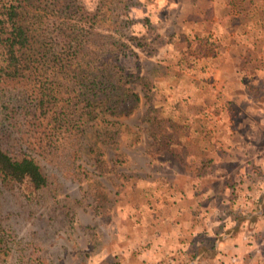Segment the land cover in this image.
<instances>
[{"label": "rangeland", "instance_id": "1", "mask_svg": "<svg viewBox=\"0 0 264 264\" xmlns=\"http://www.w3.org/2000/svg\"><path fill=\"white\" fill-rule=\"evenodd\" d=\"M241 1L238 9L245 11L246 19L240 21L227 17L231 10L226 0H74L80 8L77 14L65 10L60 2H50L40 18L42 26L66 23L70 16L72 22L88 28L85 60L91 67L97 65L96 69L97 57L101 63L113 53L112 49L119 52L118 64L137 77L124 88H130L139 99H129L124 103L125 111L114 115L94 110L101 119L115 122L106 136L101 128L74 123L80 114L75 110L76 102L88 94V88L76 84L72 76L67 78L65 72H56V86L61 91L58 96L72 97L56 105L67 106L73 124L57 130L51 141H42L39 146L33 145L35 135L24 126L27 119L21 105L27 108L29 86L0 84V147L16 157L27 153L46 177V185L31 198L15 183L0 178V264H203L187 252L193 251L188 242L201 238L210 244V239L199 232L182 230L178 234L176 219L182 209L178 208L181 200L190 204L198 197L195 190L201 183L220 193L230 191L229 200L224 198L218 203L221 207L230 202L216 217L219 221H243L248 216L244 214L249 213L245 207L249 199H238L233 194L241 184L243 171L260 177V165L233 149L232 162L223 171L229 173L224 180L201 179L202 174L209 176L218 165L202 164L212 155V148L197 147L194 118L186 115L195 111V102L186 100H194L193 76L205 66L204 61L197 64L202 58L200 41L209 44L214 38L210 21L202 24L191 20L195 4L207 17L219 15L215 29L221 35L215 39L220 45L218 52L213 51L216 59L208 62L214 61L221 70L231 65L240 67L234 71L241 74L242 63L257 60L260 55L255 45L264 41L259 35L264 34V0ZM81 14L94 16L95 20L86 22ZM233 27L247 34L235 38L237 45L228 51L224 47L227 30ZM250 30L260 31L250 37L254 48L248 47ZM207 66L206 71L201 70L203 77L210 71ZM141 76L146 77L145 86ZM208 79L217 88L212 74ZM211 94L208 91V103ZM86 102L80 101L79 108L86 107ZM237 107L243 108L241 104ZM205 125L208 127L209 121ZM261 153L259 150V155H264L263 150ZM99 160L104 161L103 166ZM255 231H245L249 256L250 252H261L256 248L259 240H255H264ZM230 257L228 264H244L236 254ZM261 261L248 259L245 264H264Z\"/></svg>", "mask_w": 264, "mask_h": 264}, {"label": "crops", "instance_id": "2", "mask_svg": "<svg viewBox=\"0 0 264 264\" xmlns=\"http://www.w3.org/2000/svg\"><path fill=\"white\" fill-rule=\"evenodd\" d=\"M235 3L236 0H226V5L231 10V13L228 11L227 17H237L239 21L245 20V11L240 10L241 8L238 9L239 5L242 6V1L240 0L237 5ZM236 7L237 9H235ZM193 13L191 20L194 22H201L203 24L205 20L210 21L211 37H214L213 39L211 38L209 44L201 43L202 58L197 63L199 64L204 61L205 66L210 64L207 66V69L211 72H206L208 75L203 77L202 75L205 74L201 70L206 71L205 66L196 72V76H193L195 80L192 81L195 89V94L193 95L194 100L185 97L188 103L191 104V101L193 103L195 102L194 113H186L188 117L194 118L193 132L195 144H197L199 149L212 148V155L209 158L205 157L206 160L202 164H210L211 166L218 165L217 169L213 168L210 170L209 176L202 174L201 179L213 177L212 181H215V179L224 180L229 173L223 171H225L226 164L230 163V161L232 162L233 157H230V152L233 149L240 150L242 153L240 155L243 156L242 158L248 157L249 161L251 160L253 164L260 165L262 172H260V177H256L248 170H242L244 176L241 177V184L236 188V192L233 195L238 197V199H249L246 202L248 206H245L249 209V213L245 212L244 215L248 216L243 221H241V218L236 221H233V218H229L226 221H219V218L216 217L223 213L222 208L225 205L229 206L230 202H223L225 205L221 204V207H219L218 203H222V199L224 198L229 200L230 191L227 189L220 193L215 191L213 187L201 183L202 186L199 190H195V194L198 192V197L193 198L190 204L189 201L183 199L178 206V208L182 206V209L177 212L176 219L179 222L177 225V228H179L177 229V233L180 234L182 230L185 233L187 231L188 233L192 232L194 234L199 232L204 238L210 239V244L201 238L189 239L188 243L192 246L190 249H193L194 252H189V250L187 252L194 254L193 260L197 262L213 264L212 262L220 259L223 261V264H228L227 261H229V258L227 257L234 254L244 264L248 259L252 262L256 260L261 261L264 260V253L262 254L264 240H255H259L256 242V248L259 247L261 252L259 254H255L254 252L255 256L250 252L251 254L249 256L246 252L250 249V245L248 242H245L246 233L248 232L245 231L248 229L256 230L264 236V155H259V150L260 154H262L261 150L264 151V41L261 40L262 43L260 45H255L260 54L258 59H249V61L242 63L241 68L243 71L241 74L234 71L240 68L234 65H231L226 70H221V67V69L216 67L217 64L214 61L208 62L216 59L213 51L218 52L220 45L219 39H215V37L221 35L215 29L218 26L219 15L216 16L215 13H212L207 17L201 6L199 7L196 4ZM242 33L247 34L245 30L240 32L236 27L228 29L224 47L228 51H232L237 45L235 38ZM259 33L260 31L255 33L253 30L249 31L248 47H253L250 37L253 38L254 34ZM259 35L264 36V34ZM196 67L198 68L199 66ZM210 74L217 79V88L212 83L211 85L208 83L207 80H209L208 76ZM207 90H211V93L213 92L210 96V103H208ZM217 90L218 94L215 92ZM239 104L243 108H238L237 105ZM203 118H205L204 121H202ZM206 120L209 121L208 127L205 125ZM184 127L189 128V126ZM206 138H209V140L207 141ZM223 164L224 167H221ZM203 196L208 197L210 201L207 199L201 200ZM230 209H232L231 206ZM185 212L191 216H188ZM192 216L194 221L191 220ZM175 226L173 225L171 228L174 230Z\"/></svg>", "mask_w": 264, "mask_h": 264}, {"label": "trees", "instance_id": "3", "mask_svg": "<svg viewBox=\"0 0 264 264\" xmlns=\"http://www.w3.org/2000/svg\"><path fill=\"white\" fill-rule=\"evenodd\" d=\"M51 1L0 0V84L16 82L29 86L27 108L26 105H21V108L28 123L24 122V126L32 136L35 135L33 145L42 146L41 142L51 141L57 130L73 124L74 117L69 118L67 106L56 105L57 101L68 102L72 98L58 96L61 91H58L55 77L56 72L62 71L67 78L72 76L76 84L88 88L87 96L82 95L85 101L79 98L76 102L75 110L80 114L74 123L101 128L107 136L114 129L115 122L101 119L99 112L118 114L125 111L126 101L138 100V95L133 94L130 88H124L126 83L133 82L137 77L128 69L125 72L118 64L119 52L114 49L106 61L99 63L96 58L98 68L94 69L97 65L91 67V63L85 60V45L90 30L72 22L70 16L66 23L43 27L40 18ZM55 1L60 2L65 10L71 9L72 13L77 14L80 10L74 0ZM81 15H85L83 19L86 22L95 20L94 16ZM139 79L144 86L148 83L145 76ZM64 93L68 94L66 90ZM80 101H87L86 107L79 108ZM96 109L99 112H94ZM37 147L34 146V149ZM98 162L103 166V160ZM0 178L18 185L27 198L33 197L46 185V177L34 158L27 153L16 157L1 147ZM2 238L0 235V243Z\"/></svg>", "mask_w": 264, "mask_h": 264}]
</instances>
